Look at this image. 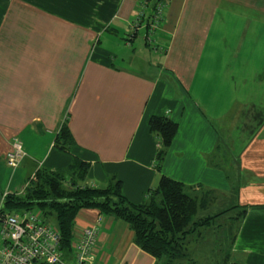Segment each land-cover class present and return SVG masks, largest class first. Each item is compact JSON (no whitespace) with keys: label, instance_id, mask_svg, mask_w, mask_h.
I'll return each mask as SVG.
<instances>
[{"label":"crops","instance_id":"0c3cea01","mask_svg":"<svg viewBox=\"0 0 264 264\" xmlns=\"http://www.w3.org/2000/svg\"><path fill=\"white\" fill-rule=\"evenodd\" d=\"M0 2L1 191L22 193L39 168L68 171L76 158L89 163L90 185L119 179L133 203L166 175L208 193L203 211L219 200L217 212L247 209L232 253L209 264H264V0H166L155 48L143 24L128 38L142 0ZM155 115L178 123L162 159ZM65 124L69 149L55 145ZM15 136L25 155L7 172ZM95 224L98 264H164L98 209H82L73 231ZM189 240L186 264H207Z\"/></svg>","mask_w":264,"mask_h":264},{"label":"trees","instance_id":"16d2710c","mask_svg":"<svg viewBox=\"0 0 264 264\" xmlns=\"http://www.w3.org/2000/svg\"><path fill=\"white\" fill-rule=\"evenodd\" d=\"M150 127L162 138L159 151L162 159L172 144L178 123L166 115H155L150 119ZM55 145L61 149L73 145V136L66 124L57 134ZM88 171L89 163L78 158L68 171L39 168L36 178L29 180L22 193H11L5 198L4 206L9 211L39 210L45 219L53 216L62 237L61 248L66 253L72 247L78 213L82 209H98L102 214L125 220L135 232L138 246L164 264H186L188 259L193 260L188 251L190 237L200 235L224 214L230 213L228 217L237 221L247 211L235 205L198 217L209 205L208 193H192L185 183L166 175L161 177L147 201L133 203L123 193L121 180L95 187L87 182Z\"/></svg>","mask_w":264,"mask_h":264},{"label":"built area","instance_id":"2783aa9c","mask_svg":"<svg viewBox=\"0 0 264 264\" xmlns=\"http://www.w3.org/2000/svg\"><path fill=\"white\" fill-rule=\"evenodd\" d=\"M148 1L142 0L139 14L131 23L129 39L143 24L147 28L146 37L154 40L163 21L166 1L157 0L150 18L145 19ZM23 156V142L13 137L12 149L6 154L7 162L18 165ZM99 232L97 224L83 228L79 235L73 231L72 247L66 253L61 248L60 231L45 221L42 213L37 210L9 211L3 198L0 204V264H98Z\"/></svg>","mask_w":264,"mask_h":264},{"label":"rangeland","instance_id":"374dc122","mask_svg":"<svg viewBox=\"0 0 264 264\" xmlns=\"http://www.w3.org/2000/svg\"><path fill=\"white\" fill-rule=\"evenodd\" d=\"M4 2L6 4L7 0H4ZM131 37L133 38L134 35H131ZM131 39H129V40H131ZM146 41L149 45L153 46L154 48L157 46L155 43V38H154V40H152V39L149 40L146 37ZM257 106H258V104H257ZM245 107H253V106L247 103L245 105ZM10 149H12V142H11ZM23 151H24V155H25L24 144H23ZM23 158H24V156L21 158L18 165H12L9 162H7V160H6L7 165L9 167L5 166L4 163H2V165H3L2 167L5 170H7V172H11V169L14 170L20 166ZM35 176H36V173L32 176V178ZM33 179H35V178H33ZM0 194H1L0 195V204H1V200H3V198L5 200V198L8 195H10L11 193L8 191H1V189H0ZM229 195L231 197L232 194L230 193ZM221 201L222 200L217 201L215 206H213L209 211H200L201 213L199 212L198 217L219 211L220 208H222V206L224 205V202H221ZM19 210H21V209H19ZM237 212L238 211L236 210L234 213H237ZM46 220L49 223L56 225V221H55V218L53 216H49V218L45 219V221ZM237 227H238L237 221H234L231 218L225 216L224 218L218 219L217 222L213 226H211L207 229H204L202 231L203 234L201 237H199L200 236L199 234L195 235V237H197L199 240L198 243L199 244L202 243L200 246L202 247V254L204 257L201 256V258L203 259L204 262L206 259L207 264H209L210 258L220 259L225 253H227V252L232 253V251H231L232 250V243L234 240V235L236 234ZM204 234H206V235H204ZM206 256H208V257L205 258ZM189 264H198V263H189Z\"/></svg>","mask_w":264,"mask_h":264}]
</instances>
